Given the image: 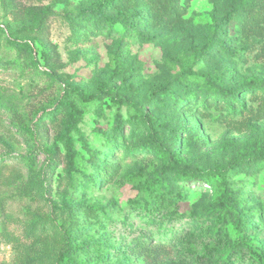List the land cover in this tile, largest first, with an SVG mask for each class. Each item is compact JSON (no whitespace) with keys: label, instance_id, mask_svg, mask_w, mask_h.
<instances>
[{"label":"rangeland","instance_id":"obj_1","mask_svg":"<svg viewBox=\"0 0 264 264\" xmlns=\"http://www.w3.org/2000/svg\"><path fill=\"white\" fill-rule=\"evenodd\" d=\"M103 1L0 0V89L18 99L39 145L75 162L71 170L58 163L45 173V154L37 153L32 170L45 183L30 187L29 148L0 110V264H55L68 234L71 264H206L210 239L214 255L224 248L210 237L219 225L209 210L210 188L198 179L174 181V171L148 154L155 142L172 147L182 129L178 167L223 170L236 205L254 218L251 237L264 250L263 92L243 93L244 105L234 111L199 96L180 100L209 81L232 88L264 79V0H113L104 15L90 13ZM25 5H51L55 12L47 36L58 52L56 76L44 71L39 54L35 69L10 45L37 46L34 25L19 15ZM82 93L97 101L81 102ZM69 105L79 109L76 117ZM133 110L135 124L128 117ZM106 139L117 150L112 159L110 152L99 154ZM252 143L256 151L239 162ZM145 165L162 179V194L128 181ZM93 170H104L95 185ZM78 175L83 183L75 181ZM168 197L172 215L160 206ZM174 232L194 235L193 248L154 237ZM149 240L165 244L164 251L146 253L142 244ZM232 262L258 264V257L234 254Z\"/></svg>","mask_w":264,"mask_h":264},{"label":"trees","instance_id":"obj_2","mask_svg":"<svg viewBox=\"0 0 264 264\" xmlns=\"http://www.w3.org/2000/svg\"><path fill=\"white\" fill-rule=\"evenodd\" d=\"M113 0L103 1L97 8H94L90 13H97L98 15H104V9L112 7ZM131 4H136L138 0H129ZM82 15L87 14V11L81 10ZM55 12L52 10L51 5H25L19 11V15L26 19L28 22L34 25L32 29L33 40L37 41V46H31L28 41L14 40L11 42V46L17 53V57L23 61V63L31 66L35 69H39V60L37 55L43 60L44 71L49 74L57 75V69L59 67L56 57L58 52L56 46L52 43L47 36V20L53 16ZM247 91H251L254 94L258 92H263L264 94V79L262 78H251L245 82L235 87H218L209 81L205 84V89L199 94L195 92H189L184 94L180 100L183 102H190L197 96L203 99V101L216 102L222 104L228 109L234 111L236 107H243V101L241 95ZM96 102L97 99L93 94H81V102ZM178 100L177 104H181ZM182 102V103H183ZM70 112L73 117H76L79 113V109L75 106H70ZM0 110L9 114V121L11 126L19 133V135L24 139L29 148L27 155L24 157V163L29 170V177L27 184L30 187H35L38 185H44L45 179L44 174L34 172L32 170L33 165L36 161L37 153L45 154V164L44 171H53L54 167L58 163H62L65 169L71 170L75 166V162L71 157L61 154L58 150L52 151L46 145H39L35 141V132L32 128V122L27 121V118L20 113L18 99L12 97L8 93L0 89ZM47 114H50L49 112ZM54 112H51L53 115ZM131 123L137 122L136 112L133 110L128 116ZM76 129V128H75ZM97 132L101 134H106L105 130L101 128H96ZM187 133V129L178 130L174 134V144L172 147L163 146L161 143L155 142L151 148L148 149V154H151L154 159L161 162L163 167L170 168L174 171L173 179L174 181H192L200 180L201 183L210 188V206L209 210L213 212L218 221L219 225L214 228L211 232L210 237H216L218 240L224 242V248H222L219 253L214 255V242L209 240L204 253V261L206 264H233L232 256L234 254H255L258 257V264H264V250L260 249L255 243L254 239L251 237V233L254 230V218H250L248 212L244 207L238 208L235 202L234 194L231 193L230 187L228 185L226 174L223 170L212 169L203 170L201 172H193L188 169L179 168L178 161L181 159L179 142L181 141L183 135ZM257 144H250L245 146L243 150L240 151L239 162L246 160V156L251 152L256 151ZM111 153L109 155L110 159L115 157L117 152L115 145L110 143L108 139L102 145L103 153ZM133 151L129 150L127 156H132ZM106 154H104L106 156ZM101 164L106 163V158L99 160ZM99 163V162H98ZM87 165V164H86ZM95 167V164H92ZM106 167V166H104ZM149 165L145 169H147ZM78 170V169H75ZM148 170V169H147ZM104 170H93L90 171L92 177H95L94 181H91L94 185L99 183V174ZM84 170H79L80 174H83ZM97 172V174H95ZM83 176V175H82ZM82 176L78 175L75 178L77 183H83ZM128 181H130L137 189L144 190L146 188L151 189L153 194H162V179L159 174L154 171V168L149 169V171H137L128 176ZM161 207L167 214H175L172 210L173 200L171 198L160 199ZM231 226L233 229V236L229 235L227 227ZM156 239L160 240H173L177 241L179 239L183 244L184 248L187 250L193 248L196 238L194 235H186L180 238L178 233H170L166 235L158 234L154 235ZM155 238L151 239L154 240ZM213 239V238H212ZM143 241L142 250L144 249L146 253L152 256L158 255L165 249V244L158 243L151 246L150 241ZM178 240V241H179ZM73 237L72 234L67 235V240L63 248L59 251L57 260L55 264H71V253L73 250Z\"/></svg>","mask_w":264,"mask_h":264}]
</instances>
